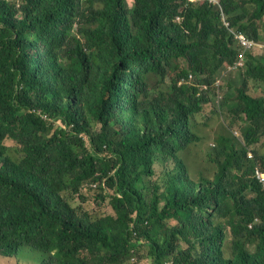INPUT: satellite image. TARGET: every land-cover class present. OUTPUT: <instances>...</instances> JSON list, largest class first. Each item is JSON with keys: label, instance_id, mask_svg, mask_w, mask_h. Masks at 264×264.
<instances>
[{"label": "trees", "instance_id": "1", "mask_svg": "<svg viewBox=\"0 0 264 264\" xmlns=\"http://www.w3.org/2000/svg\"><path fill=\"white\" fill-rule=\"evenodd\" d=\"M223 12L264 41V0H0V254L264 264V52L230 71Z\"/></svg>", "mask_w": 264, "mask_h": 264}, {"label": "rangeland", "instance_id": "2", "mask_svg": "<svg viewBox=\"0 0 264 264\" xmlns=\"http://www.w3.org/2000/svg\"><path fill=\"white\" fill-rule=\"evenodd\" d=\"M221 1V0H219ZM234 72V71H233ZM229 73H224V75H228ZM255 94H259L256 92L255 89L252 88ZM224 93V92H222ZM219 97V95H218ZM215 104L210 103V105L206 106L205 109V116L200 119H203V121H209L214 128L218 127V132H221L224 128L227 129L226 123L229 121V114L227 110L222 111L220 114H217L214 112ZM220 112V111H219ZM238 137H241L240 134L238 133ZM242 140V139H241ZM90 207H93L95 205L94 201H90L88 203ZM108 212H112L113 209L108 206L107 207ZM21 256V257H19ZM18 257L15 256H5L0 254V264H39L38 263V258L40 257V253L38 251H35L30 248H24L22 255H19Z\"/></svg>", "mask_w": 264, "mask_h": 264}, {"label": "built area", "instance_id": "3", "mask_svg": "<svg viewBox=\"0 0 264 264\" xmlns=\"http://www.w3.org/2000/svg\"><path fill=\"white\" fill-rule=\"evenodd\" d=\"M235 38L238 40L239 44L241 45L242 51L240 52V55H239L240 56V62L237 65L230 67L229 68L230 70L234 69V68L236 69V68L240 67L243 64V61L245 60L246 52L252 51V50H254L256 48L264 47V45L258 44L256 42H254L253 40L248 39L242 33H237L235 35ZM249 155L252 156V153L250 152ZM257 176L260 179V181L262 183H264V173H262L259 169H257ZM165 264H172V263L170 261H168Z\"/></svg>", "mask_w": 264, "mask_h": 264}, {"label": "clouds", "instance_id": "4", "mask_svg": "<svg viewBox=\"0 0 264 264\" xmlns=\"http://www.w3.org/2000/svg\"><path fill=\"white\" fill-rule=\"evenodd\" d=\"M191 2H194V3H198V2H202V1H209V2H211V3H213V4H216L217 6H219L220 8H221V1H219V0H190ZM223 19H224V22H225V25L229 28V31H230V33L234 36V38H235V35L237 34V33H240L239 31H236V30H234V29H231L230 28V23H229V21H228V19H227V16L225 15V13L223 12ZM235 40H236V42H237V44H238V46H239V48H240V52L242 51V47H241V45L239 44V42H238V40L235 38ZM254 42H256V43H258V44H262V45H264V41L263 42H257V41H255V40H253ZM249 52H252V53H254L255 55H258L259 53H263L264 52V47H262V48H256V49H254V50H252V51H248V52H246V54H245V60H246V57H247V54L249 53ZM239 55H240V53H239ZM245 60L243 61V64L240 66V67H238V68H236V70H238L239 68H241V67H243L244 66V63H245ZM240 62V56H238V60H237V62L233 65V66H235V65H237L238 63ZM230 67H232V66H230ZM229 67V68H230ZM235 69V68H234ZM230 70V69H229ZM231 70H233V69H231ZM230 70V71H231ZM239 132H234V135H237ZM240 134V133H239ZM250 153V152H249ZM252 153V152H251ZM253 155V154H252ZM250 156V155H249ZM257 169H259V168H257ZM257 169H256V175H257ZM260 170V169H259ZM261 171V170H260ZM262 173H264L263 171H261ZM257 178H258V176H257ZM259 179V178H258ZM260 180V179H259ZM264 184V183H263Z\"/></svg>", "mask_w": 264, "mask_h": 264}]
</instances>
